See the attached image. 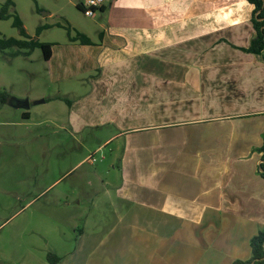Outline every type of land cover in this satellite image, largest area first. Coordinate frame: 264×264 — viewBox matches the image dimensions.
<instances>
[{
	"label": "crops",
	"instance_id": "crops-1",
	"mask_svg": "<svg viewBox=\"0 0 264 264\" xmlns=\"http://www.w3.org/2000/svg\"><path fill=\"white\" fill-rule=\"evenodd\" d=\"M76 4L77 33L42 41L55 89L38 98L63 103L71 135L97 131L99 149L114 145L111 167L97 173L109 201L94 202L99 212L77 235L36 237L28 253L1 252L0 264H52L48 253L57 264L250 259L264 231V53L244 51L254 6L107 0L90 17Z\"/></svg>",
	"mask_w": 264,
	"mask_h": 264
},
{
	"label": "rangeland",
	"instance_id": "rangeland-1",
	"mask_svg": "<svg viewBox=\"0 0 264 264\" xmlns=\"http://www.w3.org/2000/svg\"><path fill=\"white\" fill-rule=\"evenodd\" d=\"M70 1L15 0L8 16L0 19V36L22 38L14 25L16 16L27 33L41 42L75 34L81 19L76 16L82 17L76 2L81 0H72L73 5ZM17 50L0 51V91L18 101L33 96L26 98L29 109L0 102V253L13 258L28 253L27 245L36 243V237L54 242L67 232L64 229L77 235V227L84 228L91 213L99 212L94 202L99 208L109 201L102 197L104 186L97 173L110 168L115 156L113 144L99 149L104 138L99 132L75 136L67 132L60 101L36 104L44 99L39 95L49 97L55 89L48 63L40 48L29 54ZM26 112L32 113L28 119ZM92 156L96 163L89 159ZM90 181L95 182L93 187ZM49 249L53 251L52 246Z\"/></svg>",
	"mask_w": 264,
	"mask_h": 264
},
{
	"label": "trees",
	"instance_id": "trees-1",
	"mask_svg": "<svg viewBox=\"0 0 264 264\" xmlns=\"http://www.w3.org/2000/svg\"><path fill=\"white\" fill-rule=\"evenodd\" d=\"M253 6L252 24L255 29V36L251 41L249 48L244 51L253 53L255 55H262L264 53V0H248ZM14 5V0H7L0 9V19H4L8 16L9 9ZM15 27H17L21 33L22 38L17 39L13 37L0 36V51L4 52L9 48H18L17 54L25 53L29 54L37 48L43 51V55L47 63L51 57V44L40 42L37 37H31L18 16L15 17ZM40 29L38 30V34ZM83 43H89V41L81 34L78 36ZM26 50V51H24ZM11 95L7 91H0L1 104H8ZM68 104L70 102L68 101ZM24 117L28 118L29 113H25ZM260 152L263 153L262 160L259 164V173L264 178V143L260 148ZM252 257L248 260H236L233 264H264V231H260L251 239ZM47 258L50 263L57 264L60 259L52 253H48Z\"/></svg>",
	"mask_w": 264,
	"mask_h": 264
},
{
	"label": "built area",
	"instance_id": "built-area-1",
	"mask_svg": "<svg viewBox=\"0 0 264 264\" xmlns=\"http://www.w3.org/2000/svg\"><path fill=\"white\" fill-rule=\"evenodd\" d=\"M106 2L107 0H87L84 3L83 7H84L86 14L90 17H93L95 15V11L101 8L103 5H105ZM89 159H92L93 161L96 160L94 156H92Z\"/></svg>",
	"mask_w": 264,
	"mask_h": 264
},
{
	"label": "water",
	"instance_id": "water-1",
	"mask_svg": "<svg viewBox=\"0 0 264 264\" xmlns=\"http://www.w3.org/2000/svg\"><path fill=\"white\" fill-rule=\"evenodd\" d=\"M45 101H46L45 99H41L37 101L36 104H42V103H45ZM9 104L17 108L23 107V108L29 109L31 107V103L29 100L18 101V99L14 97H11L9 99Z\"/></svg>",
	"mask_w": 264,
	"mask_h": 264
}]
</instances>
